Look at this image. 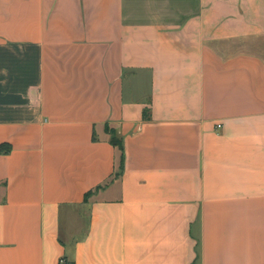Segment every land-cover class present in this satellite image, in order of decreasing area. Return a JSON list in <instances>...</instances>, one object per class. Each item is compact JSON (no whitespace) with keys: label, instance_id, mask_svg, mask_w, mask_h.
<instances>
[{"label":"crops","instance_id":"0c3cea01","mask_svg":"<svg viewBox=\"0 0 264 264\" xmlns=\"http://www.w3.org/2000/svg\"><path fill=\"white\" fill-rule=\"evenodd\" d=\"M3 143L0 264H264V0H0Z\"/></svg>","mask_w":264,"mask_h":264},{"label":"trees","instance_id":"16d2710c","mask_svg":"<svg viewBox=\"0 0 264 264\" xmlns=\"http://www.w3.org/2000/svg\"><path fill=\"white\" fill-rule=\"evenodd\" d=\"M116 141V140H114ZM11 147L9 144L3 143L0 144V153L10 151ZM64 262L62 264H74L73 262H69L66 258H63Z\"/></svg>","mask_w":264,"mask_h":264},{"label":"built area","instance_id":"2783aa9c","mask_svg":"<svg viewBox=\"0 0 264 264\" xmlns=\"http://www.w3.org/2000/svg\"><path fill=\"white\" fill-rule=\"evenodd\" d=\"M64 262V260L63 259H61V263H63Z\"/></svg>","mask_w":264,"mask_h":264}]
</instances>
